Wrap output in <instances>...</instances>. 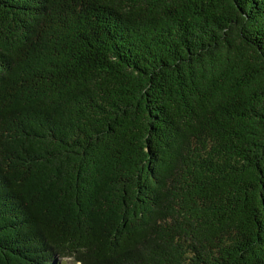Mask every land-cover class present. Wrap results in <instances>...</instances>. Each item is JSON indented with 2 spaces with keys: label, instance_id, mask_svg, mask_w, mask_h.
Wrapping results in <instances>:
<instances>
[{
  "label": "trees",
  "instance_id": "1",
  "mask_svg": "<svg viewBox=\"0 0 264 264\" xmlns=\"http://www.w3.org/2000/svg\"><path fill=\"white\" fill-rule=\"evenodd\" d=\"M264 264V0H0V264Z\"/></svg>",
  "mask_w": 264,
  "mask_h": 264
},
{
  "label": "rangeland",
  "instance_id": "2",
  "mask_svg": "<svg viewBox=\"0 0 264 264\" xmlns=\"http://www.w3.org/2000/svg\"><path fill=\"white\" fill-rule=\"evenodd\" d=\"M52 264H80V263H74L72 259L70 258H63V259H54Z\"/></svg>",
  "mask_w": 264,
  "mask_h": 264
}]
</instances>
